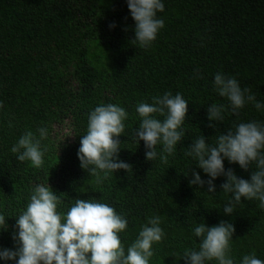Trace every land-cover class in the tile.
Here are the masks:
<instances>
[{
	"label": "trees",
	"instance_id": "trees-1",
	"mask_svg": "<svg viewBox=\"0 0 264 264\" xmlns=\"http://www.w3.org/2000/svg\"><path fill=\"white\" fill-rule=\"evenodd\" d=\"M158 12L164 27L148 47L134 44L135 21L127 0H0V214L8 228L0 229V249H16L12 239L16 219L26 210L35 186L47 185L59 197L57 211L66 215L76 199L106 203L127 220L119 233L127 248L137 239L150 217L159 216L164 236L153 243L149 264H186L179 259L186 249L199 250L194 227H211L229 221L235 227L230 242L234 264L255 252L264 260V209L258 200L241 198L232 215L223 206L230 199L217 177L214 193L190 185L192 171L210 177L185 156L201 134L214 143L215 136L235 130L241 122L264 123V108L252 102L224 120L209 121L207 107L229 105L214 90V76L222 72L248 87L264 104V0H162ZM115 24L114 28L109 26ZM170 91L189 103L182 125L185 137L168 162L153 161L146 148L132 138L141 117L139 102ZM101 104H115L128 113L119 159L132 170H118L97 183L81 167V136L87 134L88 115ZM156 118L164 117L156 114ZM217 125L216 128L209 124ZM41 140L43 165L19 161L11 148L28 131ZM46 149V151H45ZM162 143L156 145L161 153ZM92 167V166H90ZM225 170L250 180L246 171L224 159ZM99 171V170H98ZM0 264H16L2 260ZM205 264H218L206 261Z\"/></svg>",
	"mask_w": 264,
	"mask_h": 264
},
{
	"label": "clouds",
	"instance_id": "clouds-1",
	"mask_svg": "<svg viewBox=\"0 0 264 264\" xmlns=\"http://www.w3.org/2000/svg\"><path fill=\"white\" fill-rule=\"evenodd\" d=\"M127 4L135 21L132 42L146 48L156 39L158 30L164 27L163 19L157 15L164 11V4L162 0H127ZM109 27L114 28L115 24ZM214 90L230 103L208 106L209 121L222 122L223 113L229 108L238 115V110L248 102H252L257 110L264 108L250 88H242L235 77L222 72L214 76ZM188 104L182 94L173 95L170 91L152 97L151 104L138 103L136 111L142 119L133 130L132 138L138 144L141 140L144 142L148 161L155 160L159 155L160 160L167 163L168 156L174 154L176 146L185 137L182 125L186 120ZM156 114L164 119L156 118ZM127 116L125 109L115 104H101L88 115L87 134L81 136L77 155L81 167L96 176L97 183L103 182L100 172L104 174L103 179H107L110 173L118 170H132L130 164L119 159V137L124 133L123 121ZM209 127L216 128L217 125L210 123ZM37 131L40 139L28 131L11 151L18 153L19 161L28 160L34 167L40 168L44 155L41 140L46 138L47 129L41 127ZM206 139L202 134L195 138L184 155L192 157L196 166L210 179L205 181L198 172L192 171L190 185L203 188L207 184V192L214 193L216 186L213 181L224 176L226 180L220 187L224 193L230 194V199L223 206L225 215L234 213L242 197L249 201L258 200L259 207L264 209V123L241 122L235 125V130L229 128L216 135L214 143H206ZM158 143L163 145L159 154L156 151ZM225 158L246 171L255 163L256 170L251 173L250 180L238 177L233 169L225 170ZM60 203L49 183L35 186L26 210L16 219V230L12 235L16 249H0V259L13 260L16 264H149L154 255L153 243L160 242L164 236L159 226L160 217H150L125 252L119 233L127 228L128 222L113 207L92 199H76L66 215H62L57 211ZM7 228L5 216L0 214V229ZM193 231L200 238L199 250L186 249L179 259L186 264H205L213 260L218 264H234L229 255L230 242L235 233L231 222L222 220L211 227L201 222ZM241 264H264V260L257 258L253 252L243 256Z\"/></svg>",
	"mask_w": 264,
	"mask_h": 264
}]
</instances>
